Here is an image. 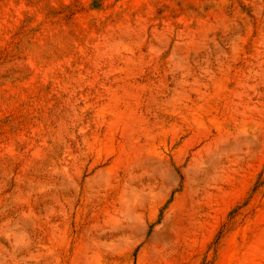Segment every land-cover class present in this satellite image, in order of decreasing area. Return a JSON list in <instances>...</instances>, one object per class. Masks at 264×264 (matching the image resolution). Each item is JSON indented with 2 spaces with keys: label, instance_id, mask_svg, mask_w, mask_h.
Returning a JSON list of instances; mask_svg holds the SVG:
<instances>
[{
  "label": "rangeland",
  "instance_id": "374dc122",
  "mask_svg": "<svg viewBox=\"0 0 264 264\" xmlns=\"http://www.w3.org/2000/svg\"><path fill=\"white\" fill-rule=\"evenodd\" d=\"M264 0H0V264H264Z\"/></svg>",
  "mask_w": 264,
  "mask_h": 264
},
{
  "label": "trees",
  "instance_id": "16d2710c",
  "mask_svg": "<svg viewBox=\"0 0 264 264\" xmlns=\"http://www.w3.org/2000/svg\"><path fill=\"white\" fill-rule=\"evenodd\" d=\"M262 184H264V178L257 180L256 185L254 186V189L260 187Z\"/></svg>",
  "mask_w": 264,
  "mask_h": 264
}]
</instances>
